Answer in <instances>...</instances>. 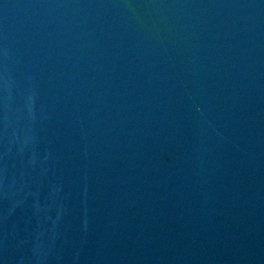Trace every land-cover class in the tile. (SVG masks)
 <instances>
[{
  "label": "water",
  "instance_id": "1",
  "mask_svg": "<svg viewBox=\"0 0 264 264\" xmlns=\"http://www.w3.org/2000/svg\"><path fill=\"white\" fill-rule=\"evenodd\" d=\"M0 264H264V0H0Z\"/></svg>",
  "mask_w": 264,
  "mask_h": 264
}]
</instances>
